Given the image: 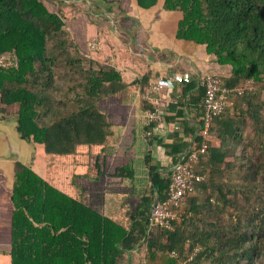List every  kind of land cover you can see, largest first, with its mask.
Instances as JSON below:
<instances>
[{"label":"trees","instance_id":"obj_1","mask_svg":"<svg viewBox=\"0 0 264 264\" xmlns=\"http://www.w3.org/2000/svg\"><path fill=\"white\" fill-rule=\"evenodd\" d=\"M79 1L0 0V55L18 60L16 68L0 67V113L14 112L21 139L40 150L45 167L37 174L15 164L9 264H126L139 246L140 264H264V0H133L175 19L174 39L206 55V72L182 78L176 91L194 109L184 123L197 131L175 163L197 152L193 168L204 179L184 196L168 228L151 226L149 217L154 192L158 202L168 197L171 171L150 165L139 183L136 158L110 159L119 157L118 133L137 87L142 139L153 132L145 111L160 110L141 98L151 75L129 81L104 52L88 55L95 32L75 41L66 28L68 9L85 11ZM84 1L88 14L90 6L99 12L91 13L93 21L114 22V13L124 12V0ZM104 44L102 50H114ZM206 74L227 90L247 82L253 89L230 92L204 134ZM90 169L98 175L91 178ZM116 193L128 195L132 207Z\"/></svg>","mask_w":264,"mask_h":264},{"label":"crops","instance_id":"obj_2","mask_svg":"<svg viewBox=\"0 0 264 264\" xmlns=\"http://www.w3.org/2000/svg\"><path fill=\"white\" fill-rule=\"evenodd\" d=\"M135 6L140 9L137 5ZM128 7L130 8V6ZM147 12L151 13V17L148 18L149 22L146 24L144 23L145 18L141 15H132L131 19L127 18V23H124V25L130 26L131 29L128 28L127 31L132 32L123 34L124 38L122 42H116L111 37L112 41L116 42L117 45L114 46V50L105 52L109 54V58L111 57L116 64L120 62L115 67L116 70L126 76V80H138L142 75L150 73L151 81L162 78L165 82L162 95L163 100L158 105V109L163 115V123L154 127L152 145L147 146L142 139L143 118L139 105L137 107V102L140 100V90L137 87L132 90L134 99L129 104L130 110L126 113L130 117L124 120V128L118 133L120 134L118 135L119 139L123 142V144L120 142L119 157L115 153L110 157L111 163H113V160L117 161L118 158H122V163L127 159L136 158L135 174L138 177L139 183L146 182L145 178L148 176L147 168L150 165H156L159 171L168 172L176 162L175 160L180 159L190 148L197 131L194 125L189 127L187 123H184L187 118L190 120L193 118L194 109L189 108L188 110L185 100L183 101L176 94V91L180 89L179 84L182 78L184 79L193 73L199 72V69L193 64L192 57L196 50H189L188 44L186 46L185 42L178 43L174 39L175 27L172 31L164 30V37H160L159 29L163 31V28L161 26L153 27L152 23L155 22V15L152 10H147ZM162 18L165 20L169 19L165 15H162ZM129 21H133V24ZM155 30L158 33V40L154 42L152 40L154 39ZM149 31H152L151 35L148 34ZM171 39L174 41L173 44L179 49H185H166V47H169ZM151 43L157 47H151ZM204 65L205 63H202L203 67ZM117 115L115 114V118L119 117ZM115 124L117 125L119 122H115ZM116 131H118L117 128ZM147 151L150 152V157H152L149 163L145 159V152ZM17 163L27 166L37 174L45 171V167L41 165L40 150L30 142L21 139L17 131L14 112L10 109L6 114L0 113V264H9L10 260L11 215L13 207L9 195L12 192L15 164ZM97 175L95 169H90L89 176L91 178ZM59 188L64 191L63 187L59 186ZM116 189L118 191L123 189L128 190L126 187L120 186L116 187ZM138 193L141 194V190ZM115 195L116 198L124 197V200L128 201L126 203L132 207L128 195H126L127 197L123 193H116ZM108 208L110 210L111 205ZM108 208L106 207L105 209ZM118 210V213L121 214L123 208L120 207ZM124 212H122V215L117 216H123ZM137 251L138 249H135L132 254H137ZM132 259L134 258L131 255L124 262L132 264Z\"/></svg>","mask_w":264,"mask_h":264},{"label":"built area","instance_id":"obj_3","mask_svg":"<svg viewBox=\"0 0 264 264\" xmlns=\"http://www.w3.org/2000/svg\"><path fill=\"white\" fill-rule=\"evenodd\" d=\"M88 51L95 52L99 48L96 40H90L87 44ZM18 66L17 57L14 54H2L0 55V67L1 68H16ZM203 83L206 87V93L204 98L205 104V125L204 134L207 133V128L214 117L219 115L226 104L230 103L228 94L230 92L241 94L245 90H252L253 85L251 82L245 83L242 87H236L233 90H227L221 87L220 81L208 74L204 75ZM165 82L162 78H158L149 83L144 89L142 94L143 100H146L154 105H160L162 102V92L164 90ZM163 123L162 115L159 111H145V126L155 124L158 126ZM153 132L148 130L143 133L145 141L150 142L152 140ZM206 147L205 142L202 143L201 150ZM182 158L179 162L175 163L171 168V181L169 186L168 197L157 203L155 207H152L149 217L151 226H162L168 228L173 219L180 216L181 208L184 205V196L192 190L195 182L204 179V176L198 175L193 168V165L197 162V152H191ZM185 159V160H184Z\"/></svg>","mask_w":264,"mask_h":264},{"label":"rangeland","instance_id":"obj_4","mask_svg":"<svg viewBox=\"0 0 264 264\" xmlns=\"http://www.w3.org/2000/svg\"><path fill=\"white\" fill-rule=\"evenodd\" d=\"M120 1H123V0H120ZM85 8V11L80 8L76 13H73V11L75 10H72L71 8L68 9V13L69 15H71L70 19H67L66 23H67V30L70 32V35L74 38V40L78 41L80 40V38H85L87 35V32L88 31H94L95 33H93L92 35H89L90 38H88L87 42H86V45H85V51L89 54H91L92 52H89L88 51V42L90 40H96L98 45H99V48L97 49L96 52H104V57L107 59V64L108 65H112V66H116V65H119L120 62H118V64L115 63V61H113V59L110 57L109 58V54H106L105 52L107 51H112V50H102L104 49V42L105 40H108L110 41L111 43V46H115L117 45L116 42H119L121 41L122 42V39L124 38L123 34H127V33H131L132 31H127V29H131L130 26H125L124 23L126 24L127 23V18L128 19H131V16L132 15H135V16H138V15H141L142 17H144L145 21L144 23H148L149 22V17H151V13L150 12H147V11H144L142 9H138L135 5H134V2L133 0H124L122 3H120V8L122 7V9L124 10V12L120 15L119 12H116L114 13L113 15V20L114 22H111L109 19H102L103 23H101L102 21H99V20H91L92 16H91V13H95L96 15L99 13L97 12L94 8H89L90 10V14L87 13V9H86V4H85V1L84 0H80L79 1ZM88 4V3H87ZM130 6V8L128 7ZM156 7L152 10V12L154 13L155 15V22L152 23L153 27H158V26H161V28H163V31L162 29H159L160 31V37H164V30H168V31H172L175 27V19H172V18H169V19H164L162 18V13L161 12H157L156 11ZM93 11V12H91ZM148 11H151V10H148ZM120 15V16H119ZM77 16V18H76ZM78 20V21H77ZM125 21V22H124ZM131 24H133V21H129ZM90 25V26H89ZM93 25V26H92ZM125 28V29H124ZM150 32V31H149ZM148 34L151 35L152 31ZM158 33L154 32V39L152 41H157L158 38ZM113 40H116V42H113L112 41V38ZM120 39V40H119ZM173 40L171 39V41H169V47H166V49L168 50H183V49H179L176 45L173 44ZM178 43H182V41H177ZM186 44L187 46V43H184ZM151 47L155 48L157 47L156 45H152L151 43ZM199 49V50H198ZM193 64L196 68L199 69V71L201 73H203L205 71V68L202 66V63H205L206 64V55H205V52L203 50V48H196V52L193 54ZM111 59V61H110ZM88 60V59H87ZM85 61L84 64H85V67L89 68L90 67V64L88 61ZM97 68V66H95ZM162 95H163V92H162ZM161 95V96H162ZM140 96V94H139ZM142 96V95H141ZM145 121V119H144ZM161 125V124H159ZM223 180H225L224 177L222 178H219L217 177L216 178V181L217 182H223ZM142 246H139L138 248L140 250L137 251V254H132L133 258L132 259V264H140L141 262H144V259H143V256H144V250L143 248H141ZM137 248V249H138ZM134 253V251L132 252Z\"/></svg>","mask_w":264,"mask_h":264},{"label":"water","instance_id":"obj_5","mask_svg":"<svg viewBox=\"0 0 264 264\" xmlns=\"http://www.w3.org/2000/svg\"><path fill=\"white\" fill-rule=\"evenodd\" d=\"M158 195L156 192H154V199H153V207H155L158 203Z\"/></svg>","mask_w":264,"mask_h":264},{"label":"clouds","instance_id":"obj_6","mask_svg":"<svg viewBox=\"0 0 264 264\" xmlns=\"http://www.w3.org/2000/svg\"><path fill=\"white\" fill-rule=\"evenodd\" d=\"M111 66H112V65H111ZM114 67H115V66H114ZM115 68H116V67H115ZM155 80H156V79H155ZM151 82H152V81H151ZM141 98H142V96H141ZM142 99H143V98H142ZM217 116H218V115H217ZM184 154H185V153H184ZM185 155H186V154H185ZM179 161H180V160H179ZM174 164H175V163H174ZM174 164H173V165H174ZM173 165H172V166H173ZM172 166H171V167H172ZM169 170H170V169H169ZM152 207H153V206H152Z\"/></svg>","mask_w":264,"mask_h":264}]
</instances>
